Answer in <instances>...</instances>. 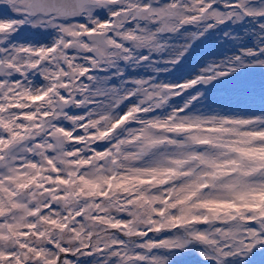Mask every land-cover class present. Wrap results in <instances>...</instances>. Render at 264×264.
Instances as JSON below:
<instances>
[{
	"label": "snow or ice",
	"instance_id": "obj_1",
	"mask_svg": "<svg viewBox=\"0 0 264 264\" xmlns=\"http://www.w3.org/2000/svg\"><path fill=\"white\" fill-rule=\"evenodd\" d=\"M0 264H264V0H0Z\"/></svg>",
	"mask_w": 264,
	"mask_h": 264
},
{
	"label": "rangeland",
	"instance_id": "obj_2",
	"mask_svg": "<svg viewBox=\"0 0 264 264\" xmlns=\"http://www.w3.org/2000/svg\"><path fill=\"white\" fill-rule=\"evenodd\" d=\"M202 51L206 54L207 59H212L213 58L211 53L214 51V49H212L211 46H208V47L202 49ZM200 63H203V61H200ZM186 71L189 72V73H191L193 71L191 63H189L187 65ZM162 78H163V76H162ZM176 99H178V98H176Z\"/></svg>",
	"mask_w": 264,
	"mask_h": 264
}]
</instances>
